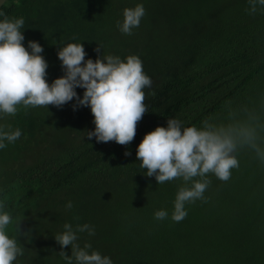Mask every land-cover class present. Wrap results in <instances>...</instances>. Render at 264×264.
I'll return each instance as SVG.
<instances>
[{"label":"trees","instance_id":"1","mask_svg":"<svg viewBox=\"0 0 264 264\" xmlns=\"http://www.w3.org/2000/svg\"><path fill=\"white\" fill-rule=\"evenodd\" d=\"M137 4L146 15L124 34L117 22ZM248 8V0L3 1L0 13L25 21L24 46L34 40L43 47L49 84L63 75L58 47L79 42L85 59L95 60L98 47L102 57L137 55L153 82L127 146L85 136L95 128L93 115L88 106L73 110L75 99L0 113V131L22 133L0 149V204L26 231L7 232L22 248L12 264H67L54 238L65 223L92 226L95 234L79 232L76 243H90L89 253L113 264H264V164L254 151L235 153L228 181L207 174L206 199L186 203L180 222L171 214L182 179L157 184L136 156L145 133L166 127L169 117L184 127L206 119L264 124V9ZM161 209L168 217L157 220ZM63 251L70 256L71 246Z\"/></svg>","mask_w":264,"mask_h":264},{"label":"clouds","instance_id":"2","mask_svg":"<svg viewBox=\"0 0 264 264\" xmlns=\"http://www.w3.org/2000/svg\"><path fill=\"white\" fill-rule=\"evenodd\" d=\"M250 14H255L258 6L264 9V0H248ZM0 20V113L14 116L17 106L25 109L29 106L53 105L57 108L75 99L73 110L78 106L90 107L95 128L85 131L89 139L97 142L115 141L127 146L136 135L137 123L148 111L145 104V89L152 88V80L143 71L142 61L137 55H128L125 60L119 56L102 57L100 48L95 60L85 59V49L79 43H68L58 47L57 56L61 61L63 75L55 78L51 84L46 80L47 61L41 55L43 47L34 40L28 41L26 48L22 43L25 37L21 29L24 19H9L6 14ZM146 15L143 4L125 8L123 21L117 22L119 30L131 35L132 29L139 27ZM82 88L83 95L78 96L75 89ZM155 96V92L149 93ZM264 124L256 119L240 122L217 123L211 119L203 121L201 127L183 126L179 119L169 117L167 126H157L145 133L137 145L136 156L144 174L155 176L157 184L181 178L183 184L178 188L174 200L171 219L180 222L187 216L186 203L205 200L204 193L210 186L209 173L221 181H228L231 170L238 167L235 153L240 149H251L259 161L264 164V139L261 138ZM19 128L0 131V149L8 143H14L21 137ZM125 155L131 153L125 151ZM0 204V264H12L22 254L15 237L7 232L14 230L23 235L20 221L13 223L9 212L2 210ZM66 207L73 204L68 201ZM157 220H164L168 212L164 209L154 213ZM64 231L55 236L61 246L60 255L72 264H113L108 256L91 251L90 243L83 247L76 243L77 233L87 232L94 235L89 224L77 225L75 230L69 223L63 225ZM71 246V255L63 251Z\"/></svg>","mask_w":264,"mask_h":264},{"label":"water","instance_id":"3","mask_svg":"<svg viewBox=\"0 0 264 264\" xmlns=\"http://www.w3.org/2000/svg\"><path fill=\"white\" fill-rule=\"evenodd\" d=\"M4 0H0V5L3 3Z\"/></svg>","mask_w":264,"mask_h":264},{"label":"rangeland","instance_id":"4","mask_svg":"<svg viewBox=\"0 0 264 264\" xmlns=\"http://www.w3.org/2000/svg\"><path fill=\"white\" fill-rule=\"evenodd\" d=\"M8 234V233H7ZM9 235V237L11 238L12 237V235L11 234H8Z\"/></svg>","mask_w":264,"mask_h":264}]
</instances>
